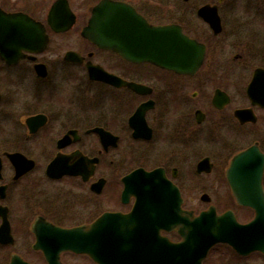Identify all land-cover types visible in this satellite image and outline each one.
<instances>
[{
  "label": "flooded vegetation",
  "instance_id": "af4514ba",
  "mask_svg": "<svg viewBox=\"0 0 264 264\" xmlns=\"http://www.w3.org/2000/svg\"><path fill=\"white\" fill-rule=\"evenodd\" d=\"M102 2L101 37L147 40L146 50L84 36ZM158 29L173 49L150 40ZM185 37L201 48L187 51ZM118 53L204 56L179 73ZM241 152L262 165L249 194H264V0H0V264H97L86 248L106 264L153 263L154 230L182 237L125 188L136 170L172 184L194 215L213 206L249 223L255 212L227 179ZM234 257L221 263L264 264L260 252Z\"/></svg>",
  "mask_w": 264,
  "mask_h": 264
},
{
  "label": "water",
  "instance_id": "95a60500",
  "mask_svg": "<svg viewBox=\"0 0 264 264\" xmlns=\"http://www.w3.org/2000/svg\"><path fill=\"white\" fill-rule=\"evenodd\" d=\"M106 3L102 2L93 9L90 21L92 31L88 30L86 37L96 45L109 50L119 51V43L131 44L132 48L137 50H146L147 42L145 40H125L112 36L101 37V13ZM111 32L114 33V30ZM174 41L176 40H172V42ZM194 48L199 49L193 42L186 39L185 49L189 51ZM120 54L134 62L148 61L168 69L177 70L179 73L194 72L203 58V53ZM103 75L110 77V79H106L107 82H115L112 79L113 76L105 74L101 69V79ZM134 88L138 89V86L134 85ZM248 153L241 152L237 154L227 170V179L237 204L250 206L255 211V217L247 224L238 223L232 211L220 215L216 214L214 207H210L194 217L192 212L181 209L182 200L177 188L161 176L156 178L157 173L155 171L136 170L124 177L125 188L129 189L130 193L142 194L141 201L150 205L148 218L163 219L166 229L171 230L173 228L182 237L181 242L170 243L166 239H161L157 235V231L154 230V243L147 248V254L145 255L153 263L147 264H201L210 248L218 243L229 245L242 256L254 251H260L264 254V194L259 187L257 196L253 192L249 194L247 190L249 183L247 184L246 181V177H255L257 178V185H259L262 165L261 163L247 165L246 157ZM58 160L59 158L55 161ZM248 172L250 173L248 174ZM133 177H140L142 181L130 182ZM151 183L152 186H150ZM252 186L253 184H250V187ZM84 251L88 252L98 264H106L99 258L96 252L97 249L86 248ZM118 264L129 263L127 261Z\"/></svg>",
  "mask_w": 264,
  "mask_h": 264
},
{
  "label": "rangeland",
  "instance_id": "374dc122",
  "mask_svg": "<svg viewBox=\"0 0 264 264\" xmlns=\"http://www.w3.org/2000/svg\"><path fill=\"white\" fill-rule=\"evenodd\" d=\"M232 203H222L218 202V210H226L227 207L232 208L235 211V214L239 219H244V210L242 208H237ZM202 203L200 202H186V207L188 209H198ZM233 206V207H232ZM235 257L230 253V251L225 246H215L211 249V251L208 253L206 260L207 262H210L211 260L215 261L217 264H222L221 259H223L222 262L233 260Z\"/></svg>",
  "mask_w": 264,
  "mask_h": 264
}]
</instances>
